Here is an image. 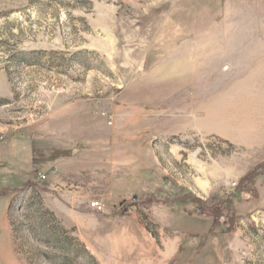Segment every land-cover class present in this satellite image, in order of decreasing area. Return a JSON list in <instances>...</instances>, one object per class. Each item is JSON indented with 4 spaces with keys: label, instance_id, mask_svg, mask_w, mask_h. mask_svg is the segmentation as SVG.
Returning <instances> with one entry per match:
<instances>
[{
    "label": "rangeland",
    "instance_id": "1",
    "mask_svg": "<svg viewBox=\"0 0 264 264\" xmlns=\"http://www.w3.org/2000/svg\"><path fill=\"white\" fill-rule=\"evenodd\" d=\"M258 93L264 0H0V264H129L122 227L264 264V149L208 129Z\"/></svg>",
    "mask_w": 264,
    "mask_h": 264
},
{
    "label": "crops",
    "instance_id": "2",
    "mask_svg": "<svg viewBox=\"0 0 264 264\" xmlns=\"http://www.w3.org/2000/svg\"><path fill=\"white\" fill-rule=\"evenodd\" d=\"M251 97L252 100L256 99L255 101L257 105H255L256 103L253 102V105L251 106L252 110H250V112H248L247 114L246 118H248V120L245 128V133L244 130L240 129L241 127L239 126H238V130L237 127L235 126L234 131L230 133L217 131L216 129H213L212 124L208 128L209 131H212L220 135L221 137L231 140L240 138L242 144H244L247 148H251L253 150L264 149V94L258 93ZM261 100L263 102H261ZM223 104L222 101L217 104L216 109L219 111L218 113L214 112L215 114H217V116L218 114H220V110L222 108H225V104L227 103H223ZM233 113L234 115H236L238 112L235 110ZM223 119H221L220 122ZM242 131L244 134L241 133ZM249 196L250 197H247V195H245L244 192L242 193L241 196H237V191H236L235 193H233L232 203L239 204L242 202H246L247 205L249 204L250 208L255 210L256 208L259 207V206L257 207L256 204L258 203L261 196H256V197L251 195ZM85 220H88V218H83V217L80 218V223L83 224L82 222ZM180 230L182 231L181 232L182 235L186 234L184 230L182 229ZM137 231L138 233L133 234L131 233L130 228L122 227L119 228V231L117 232L118 241L120 243H123L124 245H130L133 248L131 249V252H133V254L132 255L130 254L131 255L130 261H132V263L129 264H174L175 258L181 254V251H183V238L181 236L162 239L163 244L159 245L157 235H153V233L149 229L145 227H140L139 229H137ZM2 233L8 234V231H6V233L5 232ZM136 234H140V238ZM12 248H13L12 243L6 246V250L12 251L13 250ZM181 257L182 258H179L181 259V263L179 264H188L187 262L183 261L184 255ZM9 258L10 260L13 259L12 252L9 254Z\"/></svg>",
    "mask_w": 264,
    "mask_h": 264
},
{
    "label": "trees",
    "instance_id": "3",
    "mask_svg": "<svg viewBox=\"0 0 264 264\" xmlns=\"http://www.w3.org/2000/svg\"><path fill=\"white\" fill-rule=\"evenodd\" d=\"M254 171H256V172H260V171H264V165H261V166H259V167H257L256 169H254ZM157 192H159V191H157ZM248 192V191H247ZM144 195L146 196V197H149V200H152L153 199V193H151V192H145L144 193ZM229 198H228V201H232V199H233V194L232 193H230L229 194V196H228ZM173 202V201H172ZM176 204H180V202H176ZM183 207L181 208V211L180 210H178V211H180V212H183ZM176 213H178V212H176Z\"/></svg>",
    "mask_w": 264,
    "mask_h": 264
},
{
    "label": "built area",
    "instance_id": "4",
    "mask_svg": "<svg viewBox=\"0 0 264 264\" xmlns=\"http://www.w3.org/2000/svg\"><path fill=\"white\" fill-rule=\"evenodd\" d=\"M40 176H42L40 174ZM237 184L236 183H233V186H236ZM91 207L99 212H102L103 211V207H102V204L100 202H93L91 203Z\"/></svg>",
    "mask_w": 264,
    "mask_h": 264
}]
</instances>
